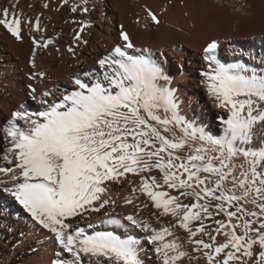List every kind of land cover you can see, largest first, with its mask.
Instances as JSON below:
<instances>
[{
  "label": "snow or ice",
  "instance_id": "snow-or-ice-1",
  "mask_svg": "<svg viewBox=\"0 0 264 264\" xmlns=\"http://www.w3.org/2000/svg\"><path fill=\"white\" fill-rule=\"evenodd\" d=\"M78 10L88 13L89 0L71 8ZM74 23V42L87 44L82 34L91 21ZM0 26L20 41L27 29L36 48L53 43L31 35L43 31L40 16L25 15L19 0L0 9ZM119 35L123 44L73 77L71 89L39 93L51 97L41 100L43 110L20 104L12 112L2 129L8 143L0 159L8 166L0 165L7 176L0 192L58 245L51 264H145L142 241L160 264H264V69L226 65L217 58V41L207 44L215 67L202 75L224 113L214 134L180 115L172 77L150 51H128L135 47L128 32ZM68 51L75 55L73 47ZM30 63L36 68L35 53ZM45 75L33 72L30 79ZM28 87L36 100L37 89ZM125 183L133 184L123 198L132 213L106 211L98 225L87 224L91 234L78 226V219L115 205L108 194ZM9 214L0 207V220ZM152 217L155 225L172 219L158 227Z\"/></svg>",
  "mask_w": 264,
  "mask_h": 264
},
{
  "label": "bare ground",
  "instance_id": "bare-ground-1",
  "mask_svg": "<svg viewBox=\"0 0 264 264\" xmlns=\"http://www.w3.org/2000/svg\"><path fill=\"white\" fill-rule=\"evenodd\" d=\"M46 2L50 5L47 9L43 8ZM77 3L83 4V0H68L67 4L63 0H19L25 15L33 19L40 16L43 31H32L31 35L43 38L42 42L54 39L47 48H36L27 29L20 41L0 26V150L8 143L2 129L20 104L27 105L30 111L43 110L41 100L51 97L43 98L39 93L57 86L71 89L73 77L97 67L99 58L116 44H123L121 31L132 38L135 47L128 50L131 54L150 51L172 77L170 87L175 90L180 115L214 134L219 130L218 116L224 113L213 103L202 75L215 67L206 59L205 46L213 40L221 42L220 60L226 65L241 63L264 69V0H89L88 13L72 12ZM3 7L10 8L11 0H0V9ZM146 9L157 15L159 25L147 19ZM89 20L91 25L82 34L88 43H75L78 24L74 21ZM70 46L75 55L68 51ZM33 53L36 68L30 63ZM39 71L46 75L30 79L33 72ZM29 85L37 89L36 100L31 98ZM0 165L8 166L2 159ZM151 174L159 175L155 170ZM128 178L138 185L139 177L129 174ZM0 179L6 180L7 176L0 173ZM133 184L113 186L108 196L116 204L106 206L100 213H90V219H78V226L91 234L93 229L87 224L98 225L106 211L117 216L132 213L133 206L126 205L123 198ZM0 207L10 212L0 220V264H51L58 245L47 230L35 226L30 214L7 192H0ZM171 219L160 217V224L155 225L156 217H152V222L159 227ZM223 239L217 238L219 242ZM142 244L145 264H160L153 246Z\"/></svg>",
  "mask_w": 264,
  "mask_h": 264
},
{
  "label": "rangeland",
  "instance_id": "rangeland-1",
  "mask_svg": "<svg viewBox=\"0 0 264 264\" xmlns=\"http://www.w3.org/2000/svg\"><path fill=\"white\" fill-rule=\"evenodd\" d=\"M56 39V38H55ZM53 41H54V39H53ZM1 133V132H0Z\"/></svg>",
  "mask_w": 264,
  "mask_h": 264
}]
</instances>
